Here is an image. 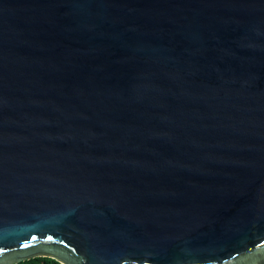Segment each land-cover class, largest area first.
I'll list each match as a JSON object with an SVG mask.
<instances>
[{"label": "water", "instance_id": "water-1", "mask_svg": "<svg viewBox=\"0 0 264 264\" xmlns=\"http://www.w3.org/2000/svg\"><path fill=\"white\" fill-rule=\"evenodd\" d=\"M264 264V0H0V264Z\"/></svg>", "mask_w": 264, "mask_h": 264}, {"label": "trees", "instance_id": "trees-1", "mask_svg": "<svg viewBox=\"0 0 264 264\" xmlns=\"http://www.w3.org/2000/svg\"><path fill=\"white\" fill-rule=\"evenodd\" d=\"M14 264H54L45 257H34Z\"/></svg>", "mask_w": 264, "mask_h": 264}]
</instances>
